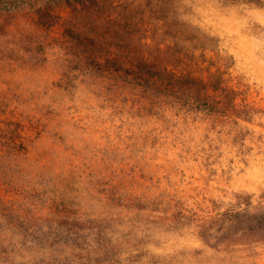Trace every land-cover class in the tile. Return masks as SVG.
Wrapping results in <instances>:
<instances>
[{
  "label": "rangeland",
  "instance_id": "374dc122",
  "mask_svg": "<svg viewBox=\"0 0 264 264\" xmlns=\"http://www.w3.org/2000/svg\"><path fill=\"white\" fill-rule=\"evenodd\" d=\"M0 264H264V0H0Z\"/></svg>",
  "mask_w": 264,
  "mask_h": 264
}]
</instances>
